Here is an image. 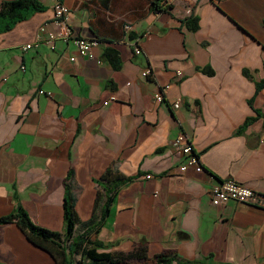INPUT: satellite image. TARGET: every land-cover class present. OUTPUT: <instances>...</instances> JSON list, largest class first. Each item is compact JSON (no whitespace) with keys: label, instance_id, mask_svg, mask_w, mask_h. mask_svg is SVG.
Here are the masks:
<instances>
[{"label":"crops","instance_id":"1","mask_svg":"<svg viewBox=\"0 0 264 264\" xmlns=\"http://www.w3.org/2000/svg\"><path fill=\"white\" fill-rule=\"evenodd\" d=\"M152 1H63L75 36L100 41V63L73 42L22 50L41 27L58 30L57 0H41L46 11L0 34V217L20 204L37 225L62 232L68 186L85 223L112 168L121 187L93 236L108 252L138 264L159 255L172 264H264V209L211 197L226 179L264 194V89L256 94L264 0H177L167 11H153ZM191 15L196 32L185 25ZM248 118L256 121L237 134ZM181 134L202 172H180L185 157L173 142ZM0 264L56 262L16 224H0Z\"/></svg>","mask_w":264,"mask_h":264},{"label":"trees","instance_id":"2","mask_svg":"<svg viewBox=\"0 0 264 264\" xmlns=\"http://www.w3.org/2000/svg\"><path fill=\"white\" fill-rule=\"evenodd\" d=\"M62 3L64 0H60ZM164 0H153L151 8L153 11H167L163 4ZM47 10V6L41 0H6L0 4V34L11 31L17 24L31 19L35 14ZM187 29L196 32L199 29L198 18L191 15L185 20ZM100 42V41H99ZM108 60L114 59V52H107ZM119 68V66H115ZM205 74L213 75L211 68L202 69ZM246 77L253 80L249 70H244ZM264 89V79L256 82V94ZM252 104V100L250 101ZM257 116H264L257 111ZM256 118H248L244 125L237 131L242 133L248 126L253 124ZM72 176L69 172L68 178ZM68 180V179H67ZM105 190V196H97L93 215L89 221L81 223L76 212L74 197L67 186L64 198V229L62 232L53 231L37 225L29 213L17 204L15 209L2 217L0 224H16L25 234L29 242L34 246L46 251L55 260L56 264H138L128 262L126 258L117 253L108 252L109 245L93 239L104 228L107 218L111 214V205L119 190V182L112 168H109L101 181ZM123 183L122 185H124ZM82 224L83 231L77 233V226ZM173 259L159 255L152 261L141 264H172ZM187 262H183L186 264ZM189 264V263H187Z\"/></svg>","mask_w":264,"mask_h":264},{"label":"built area","instance_id":"3","mask_svg":"<svg viewBox=\"0 0 264 264\" xmlns=\"http://www.w3.org/2000/svg\"><path fill=\"white\" fill-rule=\"evenodd\" d=\"M177 0H164L165 6H171ZM69 8L62 3L60 0H57L55 7V17L59 28L57 31H49L46 27H41L37 39L34 43L26 44L22 47L23 51H29L31 49L37 48L42 43H47L52 50L56 49V42L60 41L63 43L73 42L78 51V55L87 59H96L98 63L101 61L96 58L95 48L98 47L100 42L97 39H86L82 37L75 36L72 26L69 24ZM130 29V27H127ZM132 44L135 46V54L141 55L142 50L139 46L138 41H132ZM71 61H75V57L70 58ZM24 71L25 67H21ZM150 69L143 71L142 76L147 78L150 77ZM177 76L182 77V73L178 72ZM167 87H163L162 90L155 95V100L157 102H163L166 99ZM41 95H46L48 97H53L52 92H45L40 90ZM115 98L111 97L109 101L105 102V105H108L110 101H114ZM181 106L180 101L173 103V109L177 110ZM173 146L181 150L182 154L185 157V161L180 166V172L184 173L189 169H193L196 172H202L204 170L199 154L194 151L192 144L189 142L188 138L181 134L173 142ZM150 178V176H148ZM212 202L216 206L223 205L231 200L244 203L246 205L255 206L260 209H264V194L256 192L253 189H250L233 179H226L215 185L211 191Z\"/></svg>","mask_w":264,"mask_h":264}]
</instances>
